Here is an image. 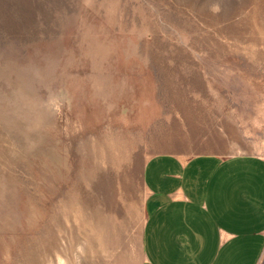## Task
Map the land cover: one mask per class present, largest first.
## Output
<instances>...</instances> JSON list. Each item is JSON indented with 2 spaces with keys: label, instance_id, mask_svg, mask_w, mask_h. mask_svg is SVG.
Here are the masks:
<instances>
[{
  "label": "rangeland",
  "instance_id": "1",
  "mask_svg": "<svg viewBox=\"0 0 264 264\" xmlns=\"http://www.w3.org/2000/svg\"><path fill=\"white\" fill-rule=\"evenodd\" d=\"M214 151L264 157V0H0V264H142L144 162Z\"/></svg>",
  "mask_w": 264,
  "mask_h": 264
},
{
  "label": "crops",
  "instance_id": "2",
  "mask_svg": "<svg viewBox=\"0 0 264 264\" xmlns=\"http://www.w3.org/2000/svg\"><path fill=\"white\" fill-rule=\"evenodd\" d=\"M142 264H259L264 157L154 154L141 173Z\"/></svg>",
  "mask_w": 264,
  "mask_h": 264
},
{
  "label": "clouds",
  "instance_id": "3",
  "mask_svg": "<svg viewBox=\"0 0 264 264\" xmlns=\"http://www.w3.org/2000/svg\"><path fill=\"white\" fill-rule=\"evenodd\" d=\"M217 11H219V9H217Z\"/></svg>",
  "mask_w": 264,
  "mask_h": 264
}]
</instances>
